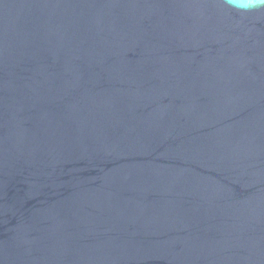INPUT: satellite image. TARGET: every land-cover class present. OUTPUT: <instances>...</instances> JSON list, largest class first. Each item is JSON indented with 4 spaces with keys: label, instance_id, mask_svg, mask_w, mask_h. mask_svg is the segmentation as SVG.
Wrapping results in <instances>:
<instances>
[{
    "label": "water",
    "instance_id": "water-1",
    "mask_svg": "<svg viewBox=\"0 0 264 264\" xmlns=\"http://www.w3.org/2000/svg\"><path fill=\"white\" fill-rule=\"evenodd\" d=\"M0 264H264V9L0 0Z\"/></svg>",
    "mask_w": 264,
    "mask_h": 264
},
{
    "label": "clouds",
    "instance_id": "clouds-1",
    "mask_svg": "<svg viewBox=\"0 0 264 264\" xmlns=\"http://www.w3.org/2000/svg\"><path fill=\"white\" fill-rule=\"evenodd\" d=\"M224 3L240 12H251L264 9V0H224Z\"/></svg>",
    "mask_w": 264,
    "mask_h": 264
}]
</instances>
